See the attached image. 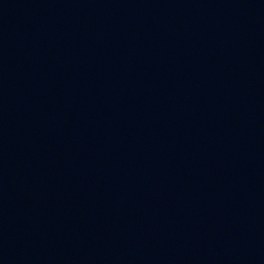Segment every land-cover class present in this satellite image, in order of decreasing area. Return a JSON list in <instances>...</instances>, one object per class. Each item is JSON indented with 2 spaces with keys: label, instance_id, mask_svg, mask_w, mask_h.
<instances>
[{
  "label": "water",
  "instance_id": "1",
  "mask_svg": "<svg viewBox=\"0 0 264 264\" xmlns=\"http://www.w3.org/2000/svg\"><path fill=\"white\" fill-rule=\"evenodd\" d=\"M0 264H264V0H0Z\"/></svg>",
  "mask_w": 264,
  "mask_h": 264
}]
</instances>
